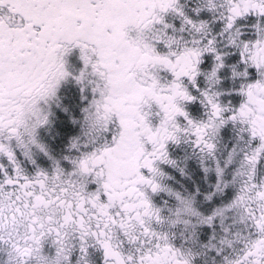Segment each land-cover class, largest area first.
Segmentation results:
<instances>
[{
  "label": "snow or ice",
  "instance_id": "6c2138e0",
  "mask_svg": "<svg viewBox=\"0 0 264 264\" xmlns=\"http://www.w3.org/2000/svg\"><path fill=\"white\" fill-rule=\"evenodd\" d=\"M0 264H264V0H0Z\"/></svg>",
  "mask_w": 264,
  "mask_h": 264
}]
</instances>
